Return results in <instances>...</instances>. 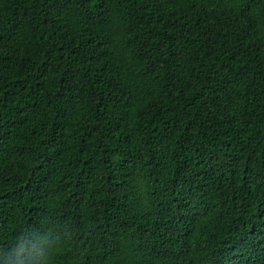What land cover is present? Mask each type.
<instances>
[{"label": "trees", "instance_id": "1", "mask_svg": "<svg viewBox=\"0 0 264 264\" xmlns=\"http://www.w3.org/2000/svg\"><path fill=\"white\" fill-rule=\"evenodd\" d=\"M0 264H264V0H0Z\"/></svg>", "mask_w": 264, "mask_h": 264}, {"label": "clouds", "instance_id": "2", "mask_svg": "<svg viewBox=\"0 0 264 264\" xmlns=\"http://www.w3.org/2000/svg\"><path fill=\"white\" fill-rule=\"evenodd\" d=\"M22 251V250H21Z\"/></svg>", "mask_w": 264, "mask_h": 264}]
</instances>
